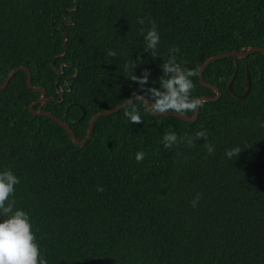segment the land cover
Masks as SVG:
<instances>
[{"label":"trees","instance_id":"trees-1","mask_svg":"<svg viewBox=\"0 0 264 264\" xmlns=\"http://www.w3.org/2000/svg\"><path fill=\"white\" fill-rule=\"evenodd\" d=\"M149 20L160 35L155 58L143 50ZM248 47L264 49V0H0V85L27 68L45 91L41 111L79 141L94 115L133 93L148 99L127 62L139 57L133 74L148 70L144 88H159L172 48L183 68L199 71L211 57ZM247 74L250 90L238 98ZM202 78L221 96L202 102L196 121L154 116L137 100L144 122L131 123L124 107L100 117L84 146L30 111L41 94L25 72L0 91V172L19 178L9 199L28 213L47 264H264V54L215 61ZM191 79L192 97L215 96L198 75ZM201 130L207 141L164 147L167 133ZM237 146L241 153L228 159ZM138 151L146 153L141 163Z\"/></svg>","mask_w":264,"mask_h":264},{"label":"clouds","instance_id":"clouds-1","mask_svg":"<svg viewBox=\"0 0 264 264\" xmlns=\"http://www.w3.org/2000/svg\"><path fill=\"white\" fill-rule=\"evenodd\" d=\"M140 25L145 24V20H138ZM151 27L148 29L141 28L143 40L145 42L143 50L151 53L153 58L158 57L157 49L160 43V35L154 21L149 20ZM179 48L169 50V56L166 61L160 66L163 76L159 78L160 87L144 88L149 83L150 73L145 70L140 76L133 74L135 68L138 67L137 61H142L137 58V61L132 60L125 64V70L132 72L131 80L141 86V90L148 94L149 104L144 96L138 93H133V97L129 98L128 104L125 106L124 115L131 123L139 124L144 122L139 114V109L134 101H143L146 105V110L152 114L174 113L183 115L189 112L196 111L202 106V101L198 97H192L191 93L195 88L192 77L198 75V69L183 68L177 62L176 53ZM107 55L115 58L117 53L113 50H108ZM160 57V56H159ZM261 127H264V122H261ZM203 128V126H201ZM207 130L197 131L194 136L178 137L176 133H167L163 136L164 147L171 149L174 145L186 143L190 147H194L197 140L204 139L207 141ZM85 139V138H84ZM207 150V155H214L215 149L210 142L204 144ZM242 149L237 146L225 151V156L228 159L238 157ZM146 153L138 151L135 154L137 163L143 162ZM20 183L19 178L10 170L0 172V216L4 217L0 222V264H47V260L41 257L40 247L37 243L36 235L32 231L30 217L24 210H14L15 200L9 198L15 193V186ZM97 192H103L104 188L97 186ZM201 194L191 201L192 207H197Z\"/></svg>","mask_w":264,"mask_h":264},{"label":"water","instance_id":"water-1","mask_svg":"<svg viewBox=\"0 0 264 264\" xmlns=\"http://www.w3.org/2000/svg\"><path fill=\"white\" fill-rule=\"evenodd\" d=\"M65 44V42H64ZM254 52H259V53H262L264 54V49L262 48H257V47H248L246 50L244 51H233V52H228V53H224L222 55H219V56H214V57H211L209 59H207L203 65L200 67L199 71H198V78H199V82L202 86L206 87V88H209L210 90H212L214 93H215V96L214 97H200V100L202 102H214L216 100H218L221 96V92L219 91L218 88L210 85V84H207L203 81V78H202V74L205 70V68L210 65L211 63L215 62V61H218V60H221V59H224V58H229V57H237V58H245L247 56H249L250 54L254 53ZM19 71H23L26 73L27 75V85L29 87L30 90H32L33 92H39L41 94V97L38 101H36L35 103H32L30 104L29 108H30V111L34 114V115H38V116H48L52 119H54V121L60 125L62 128H64L68 133L69 135L71 136V139L73 141L74 144L76 145H79V146H84V144L86 143L87 140H89L93 134V130H94V127H95V123L96 121L102 117V116H106V115H111V114H114V113H117L119 112L120 110H122L127 104H128V101L127 100L124 104L118 106L117 108L115 109H112V110H108V111H104V112H101V113H98L96 115H94L90 122H89V126H88V130H87V134H86V137L83 141H79L77 139V137L75 136L73 130L67 125L65 124L60 118L56 117L55 115L51 114V113H48V112H42L40 111V109L38 111H34V106L37 105V104H42L44 105L47 100L45 99V91L41 88H35L32 83H31V74L30 72L28 71L27 68L25 67H18L16 69H14L10 74L9 76L6 78V80L3 82L2 85H0V91L1 90H4L6 88V86L8 85L9 81L19 72ZM229 90H230V86H228ZM250 90V80H249V75L247 74V86H246V90L244 92V94L242 95H239L237 96L238 98H243L245 97L248 92ZM134 99V97L132 98ZM144 99L150 104L149 100L144 97ZM200 108V107H199ZM199 108L194 111V114L193 116H185V115H179V114H174V113H166V114H152L150 111H148L150 114L154 115V116H173V117H177V118H180L182 119L183 121H186V122H194L197 120L198 118V114H199ZM84 114V112H83Z\"/></svg>","mask_w":264,"mask_h":264},{"label":"bare ground","instance_id":"bare-ground-1","mask_svg":"<svg viewBox=\"0 0 264 264\" xmlns=\"http://www.w3.org/2000/svg\"><path fill=\"white\" fill-rule=\"evenodd\" d=\"M37 105H38V104H37ZM35 106H36V105H35ZM42 106H43V105L41 104L40 107H39L40 111H41V107H42ZM33 108H34V107H33Z\"/></svg>","mask_w":264,"mask_h":264}]
</instances>
